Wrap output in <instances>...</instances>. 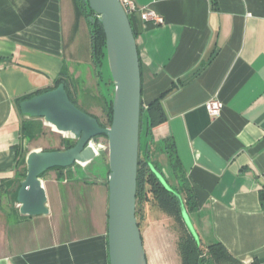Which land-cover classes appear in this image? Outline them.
I'll list each match as a JSON object with an SVG mask.
<instances>
[{"label": "crops", "instance_id": "1", "mask_svg": "<svg viewBox=\"0 0 264 264\" xmlns=\"http://www.w3.org/2000/svg\"><path fill=\"white\" fill-rule=\"evenodd\" d=\"M134 2L142 103L165 95L167 120L152 136L175 144L198 198V237L221 242L240 264H264V0ZM91 57L77 0H0V264H110L108 176L89 182L80 164L53 170L42 177L48 215L10 205L31 119L19 100L52 90L62 72L72 77L69 64L87 67ZM212 99L224 103L215 119ZM151 255L148 264H163Z\"/></svg>", "mask_w": 264, "mask_h": 264}, {"label": "water", "instance_id": "2", "mask_svg": "<svg viewBox=\"0 0 264 264\" xmlns=\"http://www.w3.org/2000/svg\"><path fill=\"white\" fill-rule=\"evenodd\" d=\"M101 21L106 38L115 99L110 127L78 108L69 98L65 85L35 95L19 104L23 115L43 119L64 134H72L76 145L67 150H34L27 156V176L21 183L17 202L25 216L48 215L43 175L54 168L88 165L95 155L92 142L99 137L109 141L108 247L110 264H137V247L143 239L136 217L137 179L142 115V72L138 45L129 15L121 0H87ZM94 21V18H91ZM114 47L117 71L112 66ZM164 187L170 186L155 169ZM183 219L199 240L192 220L179 197Z\"/></svg>", "mask_w": 264, "mask_h": 264}, {"label": "trees", "instance_id": "3", "mask_svg": "<svg viewBox=\"0 0 264 264\" xmlns=\"http://www.w3.org/2000/svg\"><path fill=\"white\" fill-rule=\"evenodd\" d=\"M82 11L86 14L90 25V37H91V51H92V63L103 80L102 63L104 57L107 56V38L99 17L89 8L87 0H77ZM134 15H129L132 27H133ZM94 18V21H91ZM134 29V27H133ZM135 33V31H134ZM136 36V33H135ZM141 63V62H140ZM111 73V71H110ZM111 78L113 79L112 73ZM111 79V80H112ZM113 81V80H112ZM64 84L66 91L69 95L70 100L81 110V106L72 93L74 89V81L66 70L61 73L60 77L55 81L54 87L57 88L60 84ZM115 86V84L113 83ZM47 91L38 92L26 98L20 99L19 104L35 95L42 94ZM165 96V95H164ZM164 96L155 99L147 107L142 103V115H141V132H140V155H139V166H138V179H137V207L136 217L140 227V231L143 238V230L141 228V221L139 214L141 211V201L148 203L153 200L159 207V209L168 215L176 218L181 227V235L177 242L178 253L181 258V264H240L234 256L228 251V249L221 243L215 242L210 245H205L202 241L194 236V234L187 227L183 215L182 209L179 202V197L182 199L184 206L189 216L198 209V198L195 194L190 182L187 180L186 174L180 164L178 155L176 153L175 144L169 139L164 140L160 143H156L152 136L153 128L166 122L167 117L163 109L162 100ZM108 116L110 125L112 123L113 115V100L107 98ZM90 114L86 110H83ZM91 115V114H90ZM94 117V116H93ZM96 118V117H95ZM38 118H31L30 120L24 121L22 124V136L27 138L33 134V129L36 125ZM100 125L104 126L98 119ZM142 138H145V145L142 146ZM65 150L74 147L77 143L75 139H64ZM160 147L159 150L167 155L169 171L168 177L163 171V164L159 161L153 160V146ZM47 151V150H46ZM29 152H19L18 159V176L20 184L17 190L14 192V201H17L18 191L21 187V182L25 180L27 171L22 173L21 167L26 165V159ZM68 168H54L47 171L43 177L50 171L57 170L63 171ZM154 169L160 173L170 186V190L166 189L160 179L158 178ZM27 170V169H26ZM110 171H108L109 176ZM264 200V194L261 195Z\"/></svg>", "mask_w": 264, "mask_h": 264}, {"label": "rangeland", "instance_id": "4", "mask_svg": "<svg viewBox=\"0 0 264 264\" xmlns=\"http://www.w3.org/2000/svg\"><path fill=\"white\" fill-rule=\"evenodd\" d=\"M108 51V48H107ZM69 69L74 81V96L83 110L89 112L92 116L100 120V122L110 127L108 116L107 98L115 99L114 80L111 78V69L109 57L107 61L104 57L102 63L103 80L100 79L92 62L89 65L82 66L79 63L69 64ZM86 67V68H85ZM85 68V69H84ZM113 81H112V80ZM36 125L33 134L23 138L21 148L24 152L34 150H65L64 139H75L72 134H64L57 129H53L43 119L35 120ZM45 123V125L43 124ZM146 141L142 138V146ZM92 148L95 155L100 154L92 164L83 165V173L87 181L95 183L99 176H108L109 171V141L106 137H99L92 142ZM153 160L163 164V171L168 177L169 165L168 159L162 155L156 145L153 146ZM27 166L21 167V172L27 170ZM96 175H98L96 177ZM22 178L19 179V181ZM16 188V187H15ZM11 206L16 207L14 197L10 202ZM141 211L139 219L143 230V255L145 264H148L152 258L151 253L157 255L158 261L167 264H179V253L177 242L181 235V227L176 218L161 211L155 201L148 203L141 201ZM167 257V260H166ZM165 258V259H164Z\"/></svg>", "mask_w": 264, "mask_h": 264}, {"label": "built area", "instance_id": "5", "mask_svg": "<svg viewBox=\"0 0 264 264\" xmlns=\"http://www.w3.org/2000/svg\"><path fill=\"white\" fill-rule=\"evenodd\" d=\"M121 2L123 3L128 15H134L135 13H137L141 10L136 5L134 0H121ZM142 18L144 20H149L151 18H154L158 22L162 21L161 18H159L158 16H156L154 13H151V12H143ZM223 108H224V103L218 99H212L206 103V109H207L210 117L213 119L218 118L221 115Z\"/></svg>", "mask_w": 264, "mask_h": 264}, {"label": "bare ground", "instance_id": "6", "mask_svg": "<svg viewBox=\"0 0 264 264\" xmlns=\"http://www.w3.org/2000/svg\"><path fill=\"white\" fill-rule=\"evenodd\" d=\"M110 45H111V57H112V66L114 67L115 72L117 71V65H116V60H115V53H114V47L112 42L110 41ZM51 125V124H50ZM53 126V125H52ZM55 129L56 127L53 126ZM143 251L142 249L138 246L137 247V264H145L146 262L144 261V255H143Z\"/></svg>", "mask_w": 264, "mask_h": 264}]
</instances>
